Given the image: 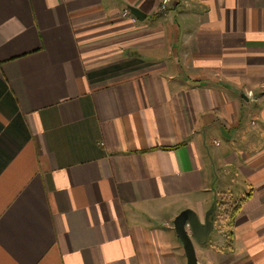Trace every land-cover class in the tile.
Masks as SVG:
<instances>
[{
  "label": "crops",
  "instance_id": "obj_1",
  "mask_svg": "<svg viewBox=\"0 0 264 264\" xmlns=\"http://www.w3.org/2000/svg\"><path fill=\"white\" fill-rule=\"evenodd\" d=\"M161 1L0 0V264H185L233 186L196 264H264V0Z\"/></svg>",
  "mask_w": 264,
  "mask_h": 264
},
{
  "label": "water",
  "instance_id": "obj_2",
  "mask_svg": "<svg viewBox=\"0 0 264 264\" xmlns=\"http://www.w3.org/2000/svg\"><path fill=\"white\" fill-rule=\"evenodd\" d=\"M129 12L138 19L143 18V14L135 7L128 6ZM214 204L205 212L201 222L196 213L189 209H182L172 221L174 232L181 242L186 258L185 264H196L194 241H205L213 228L212 212Z\"/></svg>",
  "mask_w": 264,
  "mask_h": 264
},
{
  "label": "trees",
  "instance_id": "obj_3",
  "mask_svg": "<svg viewBox=\"0 0 264 264\" xmlns=\"http://www.w3.org/2000/svg\"><path fill=\"white\" fill-rule=\"evenodd\" d=\"M250 196V190L243 193L239 198L232 200L230 196L221 195L215 199L211 219L213 224L220 222L219 227H223L227 236L228 243L231 241V228L233 219L240 210L241 205Z\"/></svg>",
  "mask_w": 264,
  "mask_h": 264
},
{
  "label": "rangeland",
  "instance_id": "obj_4",
  "mask_svg": "<svg viewBox=\"0 0 264 264\" xmlns=\"http://www.w3.org/2000/svg\"><path fill=\"white\" fill-rule=\"evenodd\" d=\"M232 192H233V194L231 195L232 200L239 198L240 193H239L238 186H233ZM217 234L219 235V234H225V233H224V230H218V227H215L214 229H212L208 237V240H210L212 237H215Z\"/></svg>",
  "mask_w": 264,
  "mask_h": 264
},
{
  "label": "built area",
  "instance_id": "obj_5",
  "mask_svg": "<svg viewBox=\"0 0 264 264\" xmlns=\"http://www.w3.org/2000/svg\"><path fill=\"white\" fill-rule=\"evenodd\" d=\"M168 1H169V0H162V1H161V6H160V8H161V9H164L165 6H166V4L168 3ZM124 14H125V15L129 14L128 9H125V10H124Z\"/></svg>",
  "mask_w": 264,
  "mask_h": 264
}]
</instances>
